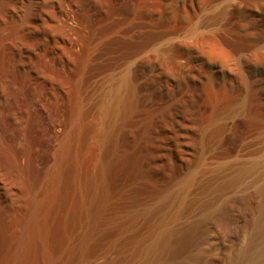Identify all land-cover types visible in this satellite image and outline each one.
<instances>
[{"label":"bare ground","instance_id":"bare-ground-1","mask_svg":"<svg viewBox=\"0 0 264 264\" xmlns=\"http://www.w3.org/2000/svg\"><path fill=\"white\" fill-rule=\"evenodd\" d=\"M91 1L95 15L121 9L113 0ZM262 5L253 0L249 6ZM62 9L66 20L75 17ZM236 12L233 4L226 18L233 20ZM138 20L133 30L141 39L120 41L119 57L135 61L122 76L98 79L111 67L110 35L79 52L74 73L57 74L69 92L56 105L65 117L56 142L33 139L31 118L23 153L0 135V177L19 182L28 200L17 223L5 214L0 192V264H264L263 111L254 108L253 94L219 95L210 86L208 102L196 110L184 92L166 104L150 101L155 94L139 64L160 33L145 12ZM176 47L166 48L170 57L177 56ZM3 58L13 64L4 47ZM20 82L28 87L25 78ZM198 113L204 116L191 140L180 129ZM95 116L100 121L91 130ZM255 128L262 145L252 156L232 157L241 153L228 138ZM91 144L97 155L89 171L85 153ZM37 146L51 152L40 154ZM231 242L237 246L227 260L211 252Z\"/></svg>","mask_w":264,"mask_h":264},{"label":"rangeland","instance_id":"rangeland-1","mask_svg":"<svg viewBox=\"0 0 264 264\" xmlns=\"http://www.w3.org/2000/svg\"><path fill=\"white\" fill-rule=\"evenodd\" d=\"M64 1L67 6L62 0H0V135L1 142L10 145L15 153L21 154L26 149L24 131L29 118L36 123L31 132L33 139L39 143L58 140L65 117L55 109L61 104L62 97L68 94L69 86L61 83L57 74L62 71L74 73L79 52L82 54L84 49L98 44L107 35L113 37L108 60L112 68L101 72L100 81L122 76L135 63L134 58L119 57L117 52L122 46L120 41L124 44L123 38L134 35L129 38L130 41L141 39L139 32L133 30L141 12H145L160 33L154 45L144 49V60L139 64L140 70L150 78V90L155 94L150 101L157 99L166 104L172 99V94L184 92L191 100L190 108L196 110L199 103L203 106L208 102L206 94L210 93V86L219 95L253 94L257 100L254 108L264 113V5L251 8L249 5L253 0H113L121 5L120 10L111 15L102 11L95 15L91 0ZM257 1L264 3V0ZM233 4L237 5V17L229 20L225 13ZM64 6L75 16V20H66L62 11ZM82 10L90 18L83 19ZM238 38L242 43L232 41ZM170 46H177V56L167 54ZM3 47L13 60L12 67L8 59L3 58ZM178 70L183 74L181 77ZM12 74L16 75L15 79ZM9 77L19 83L11 82ZM22 78L26 79L28 87L21 85ZM43 114L48 119L45 123L41 120ZM191 116L184 120L180 133L184 136L187 132L193 140L192 133L195 127H199V119L204 114L198 113L196 118ZM99 121L98 116L92 118L89 128L97 129ZM262 138L256 128L230 136L227 143L236 146L241 153L232 157L252 156V149L262 145ZM93 145L85 153L89 171L96 158L93 159V156L97 155ZM36 150L40 154L51 152L41 146H37ZM0 179V192L6 204L4 212L18 223L22 218L19 213L23 214L22 206L28 201L26 190L17 181L14 185L8 178L2 176ZM236 246L231 242L226 250L214 249L211 252L220 253L224 261Z\"/></svg>","mask_w":264,"mask_h":264}]
</instances>
